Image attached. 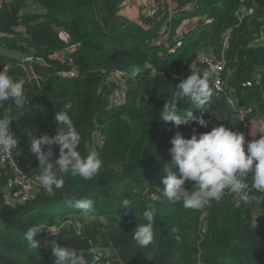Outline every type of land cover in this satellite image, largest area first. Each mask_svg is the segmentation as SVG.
<instances>
[{
  "label": "trees",
  "instance_id": "trees-1",
  "mask_svg": "<svg viewBox=\"0 0 264 264\" xmlns=\"http://www.w3.org/2000/svg\"><path fill=\"white\" fill-rule=\"evenodd\" d=\"M0 1V68L25 81L24 95L0 103V115L14 118L9 128L23 155L22 167L30 174L39 166L29 151V132L55 135L60 130L55 113L66 104L81 137L80 154L94 150L102 159L90 180L65 174L63 189H54L52 196L40 185L30 193L20 186L7 190L12 172L0 167V264H54L53 242L82 251L87 264H92L94 248L115 251V264H264V192L251 188V177L247 193L255 200L248 205L225 192L219 202L185 209L169 202L161 185L176 132L190 138L224 125L241 133L236 112L225 96L213 93L205 68L199 63L190 68L199 51L219 58L228 30L223 82L240 104L252 107L250 120H264V40L251 44L264 36V0H175L179 13L176 7L166 10L165 3L155 16L141 13L136 21L120 15L124 0ZM27 1L43 12L24 13ZM239 8L245 10L241 21ZM204 18L211 22L205 24ZM187 19L195 24L175 39L177 27ZM62 51L64 56H56ZM134 67L140 72L129 79ZM116 68L126 72L128 86L123 101L112 104L114 83L104 82ZM70 70L75 75H67ZM190 72L208 74L212 95L203 108L184 98L177 102V112L193 111L207 127L194 120L175 127L159 117L175 85ZM246 81L251 85L243 86ZM91 140L99 145L92 146ZM52 153L49 162L55 170L58 145H52ZM184 186L195 190L191 182ZM75 199L94 201L91 218L75 216L82 213L67 203ZM125 199L132 206L125 208ZM146 210L156 212L154 240L141 248L132 232L146 223ZM32 224L44 229L35 237L37 249L25 239Z\"/></svg>",
  "mask_w": 264,
  "mask_h": 264
},
{
  "label": "clouds",
  "instance_id": "clouds-1",
  "mask_svg": "<svg viewBox=\"0 0 264 264\" xmlns=\"http://www.w3.org/2000/svg\"><path fill=\"white\" fill-rule=\"evenodd\" d=\"M140 69L134 67L128 74L129 79H135ZM208 74H190L177 83L176 91L167 98L159 112L164 122H172L173 126L188 124L196 121L207 127V122L200 116H194L193 111L183 115L177 112V102L188 98L195 108H203L209 101L212 91L207 82ZM25 81L14 79L9 75L7 67L0 68V103L17 100L24 95ZM64 111L55 113V121L60 130L55 135L47 133L40 136L29 132V151L35 154L41 169L36 177L39 185L52 196L54 189L64 187V175L81 177L90 180L102 167V159L97 151H89L86 156L79 152L80 134L76 130L73 120L68 115L70 104L64 106ZM160 109V110H161ZM14 118L10 114L0 115V152H11L17 147V138L10 132V122ZM57 129V128H56ZM168 152L171 163L164 165V176L161 177L162 193L169 202H180L185 209H200L211 201L219 202L225 192L237 194L239 200L248 205L255 200L245 190L246 183L251 177V188L257 192H264V135L245 142V137L238 131H233L224 125L213 127L210 131L193 134L185 138L179 132L171 138ZM59 146V155L55 157V170L49 160L53 157L52 145ZM246 144V148H245ZM47 146V150H42ZM195 185V190L185 188V182ZM83 215L88 216L94 211L92 199H75L67 202ZM132 206V202L125 199V208ZM154 210L143 213L146 223L137 225L132 232V239L141 247L146 248L154 240ZM44 230L39 225L28 226L25 239L31 249H37L40 241L36 235ZM176 232L175 227L172 229ZM53 233V232H52ZM179 240V237H176ZM51 251L54 264H87L84 253L75 248L52 243Z\"/></svg>",
  "mask_w": 264,
  "mask_h": 264
},
{
  "label": "built area",
  "instance_id": "built-area-1",
  "mask_svg": "<svg viewBox=\"0 0 264 264\" xmlns=\"http://www.w3.org/2000/svg\"><path fill=\"white\" fill-rule=\"evenodd\" d=\"M194 2H197V0H193ZM243 2L244 0H240ZM166 3L165 0H148L146 4L145 11L143 12L146 15L149 16H155L161 8V4ZM245 13V10L240 9L236 12V16L241 21L242 14ZM205 24H209L211 22L210 18H204ZM231 30H228L223 38V49L221 56L219 58H215L211 54L208 53H202L200 56H198V62L200 65H202L206 72L211 76V86L212 91L217 96H225L229 105L232 107V109L236 112L237 118L239 122L242 125L241 133L245 137V142L250 141L253 139L252 137V130H251V121L249 119V114L252 112V107L242 105L238 102V99L232 89L225 86L222 78V72L225 68V58H224V51L225 47L227 45V41L229 39ZM184 33L180 34V38L183 37ZM264 40V36L261 38L255 39L251 44H260ZM194 67V66H193ZM190 68H192L190 66ZM69 76L75 75L74 70H70L66 73ZM175 77V76H174ZM114 83V89L112 93V104H119L124 99V94L126 92L127 86H128V79L127 74L122 69H113L110 71L107 79L105 80V84L108 82ZM243 86H250L251 82L246 81L242 84ZM264 97V95H263ZM254 124V123H253ZM258 129L261 131V133L264 135V120L261 121L258 124ZM246 148V144H245ZM23 162V155L20 154L18 151V144L17 147L12 149L11 152H0V167H8L12 172V178L11 180L7 181L5 184V188L7 190H10L13 186H20L23 189H25L29 182V176L25 169L22 167ZM246 192L247 189L245 190ZM235 197L238 198V195L235 194ZM93 253V259L92 264H115L114 257L112 255L107 254L106 249L101 248H94L92 249Z\"/></svg>",
  "mask_w": 264,
  "mask_h": 264
},
{
  "label": "rangeland",
  "instance_id": "rangeland-1",
  "mask_svg": "<svg viewBox=\"0 0 264 264\" xmlns=\"http://www.w3.org/2000/svg\"><path fill=\"white\" fill-rule=\"evenodd\" d=\"M125 1V0H124ZM123 1V3H124ZM147 1L148 0H130V3H129V8L131 10L135 9V10H138L140 11V14L143 13L145 11V8H146V4H147ZM166 3H168V7H165L166 10H173V8H175L176 6V3L174 4V1L175 0H165ZM135 2V3H134ZM122 3V4H123ZM0 6H1V1H0ZM164 6V3L161 4V7ZM186 7L190 8L191 5H189V3L186 5ZM137 8V9H136ZM179 9V6L176 7V11ZM24 13H29V14H41L43 12V9L39 6V5H36V4H33L32 2L30 1H27L25 3V8H24ZM179 13V11H177ZM195 19H193L194 21ZM192 26V21H190V19H187L186 21H182L180 23V25L177 27L176 29V36H175V39L177 38H180V34L181 33H184L185 30L189 29L190 27ZM59 31V30H58ZM61 34L64 35V33L62 31H59ZM162 39H165L166 38V35L163 34L162 36ZM206 51L205 50H202V51H199L197 52L190 60V66L193 67V66H196L197 63H199L197 60H198V56H200V54L202 53H205ZM207 53V52H206ZM63 54L62 56H64V52H59L56 54V56H59ZM251 123H254L256 125H258L259 123L255 122V121H251ZM252 137L253 139L255 138H258V136H255L253 133H252ZM90 144L92 146H97L99 145L96 141L94 140H91L90 141ZM41 169L40 167L38 166L35 170H33L30 174H28L29 176V182H28V185L27 187L25 188V191L28 190V193L30 192H33L34 188H36L39 183L36 179V177L39 175ZM24 190L20 191L19 193L23 196V195H26V192ZM19 197H22L20 195H18ZM14 198V197H12ZM75 216H78V217H82L84 219H88V218H91L89 215L88 216H85V215H75ZM115 253V251L113 250H107V254L108 255H113Z\"/></svg>",
  "mask_w": 264,
  "mask_h": 264
},
{
  "label": "crops",
  "instance_id": "crops-1",
  "mask_svg": "<svg viewBox=\"0 0 264 264\" xmlns=\"http://www.w3.org/2000/svg\"><path fill=\"white\" fill-rule=\"evenodd\" d=\"M129 3H130V0H125L124 3L122 4V7H121L119 13L125 19L136 21L140 17V11L135 10V9L131 10L129 8ZM175 3H176V1H174V4ZM190 21H192V26H193L195 24V21H193V20H190ZM251 130L255 136L262 135L261 131L258 129V125H256V124L251 123Z\"/></svg>",
  "mask_w": 264,
  "mask_h": 264
}]
</instances>
